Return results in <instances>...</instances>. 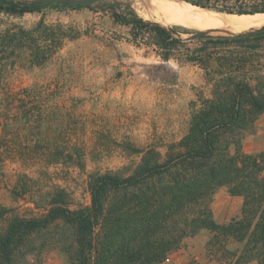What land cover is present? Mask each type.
Returning <instances> with one entry per match:
<instances>
[{"label": "rangeland", "instance_id": "374dc122", "mask_svg": "<svg viewBox=\"0 0 264 264\" xmlns=\"http://www.w3.org/2000/svg\"><path fill=\"white\" fill-rule=\"evenodd\" d=\"M146 8L142 0H100L89 7L48 3L23 16L0 12L1 30L13 25L30 29L43 20L74 34L43 66L30 68L25 53L8 58V64L16 65L0 80V93L12 94L1 153L12 155L0 160V237L16 218L43 216L52 201H65L72 209L89 205L92 173L127 175L149 149L165 156L187 134L201 99L214 97L206 68L188 61V55L204 48L208 39L260 30H202L207 31L203 37L189 39L199 30L167 27L146 17ZM134 15L170 29L185 43L165 60L147 40L134 41ZM206 51L199 57L225 52ZM233 51L246 55L264 73V43L254 50ZM209 65L213 69L216 61ZM34 109L41 113L36 122L28 112ZM243 149L264 151V112L244 136ZM24 152V159L17 155ZM242 205L243 198L231 195L227 186L219 187L212 201L220 223L239 217ZM73 241L70 225L53 224L19 240L5 264H76ZM242 247L241 242L203 229L184 238L160 264H235L232 251Z\"/></svg>", "mask_w": 264, "mask_h": 264}, {"label": "trees", "instance_id": "16d2710c", "mask_svg": "<svg viewBox=\"0 0 264 264\" xmlns=\"http://www.w3.org/2000/svg\"><path fill=\"white\" fill-rule=\"evenodd\" d=\"M183 1L234 14L264 12V0ZM231 1L235 4L228 5ZM43 5L0 0V12L23 16ZM114 17L119 16L114 13ZM130 22L134 41L147 40L165 60L185 43L160 24L136 15ZM72 38L74 34L65 27L43 20L30 29L20 25L0 29V80L16 65L15 61L7 63L9 57L25 53L30 68L43 66ZM263 43L264 30H259L208 39L204 48L188 55V61L206 68L214 97L201 99L187 134L172 144L165 156L156 149L146 151L127 175L92 173L88 179L91 202L85 207L72 209L65 201H52L41 217L13 220L0 237V264L12 260L19 240L59 222L72 227L76 264H160L180 248L184 238L203 229L243 243L240 251H232L235 264L253 260L264 264V151L248 153L243 149L244 136L264 112V73L246 55L233 51L254 50ZM209 48L225 52L199 57ZM212 60L216 66L210 69ZM10 97L11 93H0V160L12 155L1 153ZM28 112L35 122L41 117L40 110ZM17 155L24 159L25 152ZM221 186L243 198L241 215L228 223L218 222L212 208Z\"/></svg>", "mask_w": 264, "mask_h": 264}, {"label": "bare ground", "instance_id": "6f19581e", "mask_svg": "<svg viewBox=\"0 0 264 264\" xmlns=\"http://www.w3.org/2000/svg\"><path fill=\"white\" fill-rule=\"evenodd\" d=\"M142 2L147 7L146 10L148 9L146 17L147 15L154 17L167 27L178 24L198 30L229 32L264 28V12L227 15L201 9L182 0H142Z\"/></svg>", "mask_w": 264, "mask_h": 264}, {"label": "water", "instance_id": "95a60500", "mask_svg": "<svg viewBox=\"0 0 264 264\" xmlns=\"http://www.w3.org/2000/svg\"><path fill=\"white\" fill-rule=\"evenodd\" d=\"M24 1H27L29 3L39 2V3H44V4H48V3H64V4H67V5L72 6V7H77V6L89 7V6H92L95 2L100 1V0H24ZM197 7H199V6H197ZM200 8L201 9H206V8H202V7H200ZM206 10H210V9H206ZM211 11H214V10H211ZM215 12H217V11H215ZM217 13H222V14H227V15L234 14V13H227V12H217ZM238 15H242V14H238ZM164 28H166V27H164ZM166 29H168V28H166ZM261 29H264V28H261ZM168 30L171 32L170 29H168ZM206 32L207 31L199 30V31H197L195 33H192L188 38L189 39L200 38V37H203L206 34Z\"/></svg>", "mask_w": 264, "mask_h": 264}]
</instances>
